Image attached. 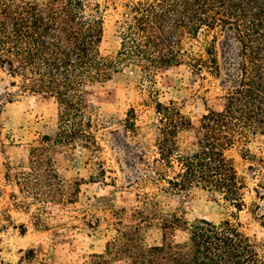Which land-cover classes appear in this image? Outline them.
<instances>
[{
	"label": "trees",
	"instance_id": "trees-1",
	"mask_svg": "<svg viewBox=\"0 0 264 264\" xmlns=\"http://www.w3.org/2000/svg\"><path fill=\"white\" fill-rule=\"evenodd\" d=\"M128 7L120 48L110 56L102 51L105 11L99 2L0 0V67L19 78L21 91L58 104L55 134L33 142L27 165L8 166L23 197L38 204L40 224L55 207L75 208L82 185L62 178L50 147L101 150L87 87L111 80L126 66L151 82L160 70L181 65L219 81L216 103H205L196 124L175 101L154 96L156 179L167 184L165 192L184 195L199 187L220 193L238 210L247 205L246 183L228 151L251 134L264 135V0H136ZM135 119L131 108L124 120L129 131H136ZM191 129L196 143L183 147L179 134ZM145 195L143 206L115 211L116 235L84 264H264V242L231 219L189 225ZM153 225L161 239L150 244L144 233ZM179 229L187 232L180 242ZM24 260L57 263L42 246L31 248Z\"/></svg>",
	"mask_w": 264,
	"mask_h": 264
},
{
	"label": "rangeland",
	"instance_id": "rangeland-1",
	"mask_svg": "<svg viewBox=\"0 0 264 264\" xmlns=\"http://www.w3.org/2000/svg\"><path fill=\"white\" fill-rule=\"evenodd\" d=\"M95 1L105 11L102 51L115 56L128 4L136 0ZM220 88L218 80L193 73L185 65L160 70L154 82L144 79L137 67L126 66L111 80L89 85V114L98 126L95 134L101 150L93 153L82 145L50 147L62 178L82 180V185L75 208L55 207L51 217L42 215L44 224H40L38 204L23 197L8 166L27 165L33 142L55 134L58 104L52 97L21 91L19 78L0 67V264H26V253L40 246L56 255V264H84L93 254L103 253L116 235L115 211L143 206L145 194L155 201L157 197L163 211L183 215L189 225L200 219H231L248 236L264 242L263 134H251L228 151L246 183L247 205L242 210L220 193L199 187L184 195L165 192L162 188L167 184L156 179L154 96L175 101L196 124L206 112L205 103H216ZM131 108L136 112L135 132L124 126ZM179 138L186 148L196 143L193 129L182 131ZM144 236L152 244L160 241L161 232L153 225ZM186 237V231H175L176 241Z\"/></svg>",
	"mask_w": 264,
	"mask_h": 264
}]
</instances>
